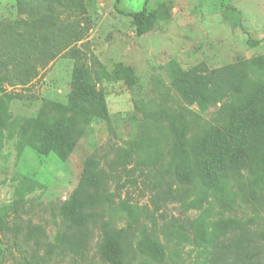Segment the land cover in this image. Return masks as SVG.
Masks as SVG:
<instances>
[{"label":"rangeland","instance_id":"obj_1","mask_svg":"<svg viewBox=\"0 0 264 264\" xmlns=\"http://www.w3.org/2000/svg\"><path fill=\"white\" fill-rule=\"evenodd\" d=\"M113 3L85 0L88 32L75 47L84 64L123 69L121 81L92 83L84 96L74 61L61 52L26 86L0 89V264H103L94 227L74 252L48 254L45 247L67 226L64 208L90 156L109 177L104 220L126 229L134 215L140 245L134 242L129 264H200L190 221L207 210L212 221L235 217L264 232L263 202L222 210L201 186L203 162L230 147L229 120L241 99L189 105L172 86L184 71L207 74L248 62L255 85L264 88V0H149L142 35L126 14L140 12L145 0H118L116 9ZM16 4L0 0V25L21 18ZM9 66L0 74L10 75ZM67 123L83 135L60 160L52 134ZM28 225L40 235L28 234Z\"/></svg>","mask_w":264,"mask_h":264},{"label":"trees","instance_id":"obj_2","mask_svg":"<svg viewBox=\"0 0 264 264\" xmlns=\"http://www.w3.org/2000/svg\"><path fill=\"white\" fill-rule=\"evenodd\" d=\"M148 2L145 0L140 12L126 14L134 20L137 35H142L148 25ZM117 4L118 0H114V9ZM16 10L21 18L0 25V67L8 70L10 62L12 72L0 74V89L4 83L26 86L38 66H46L61 52H66L74 61V77L81 82L84 96L91 95L92 83H117L126 74L123 69L108 72L81 61L83 53L75 45L83 41L88 32L85 0H17ZM32 56L34 59H30ZM251 68L252 63L240 62L207 74L184 71L176 75L172 83L180 98L189 105L217 104L228 96L241 99L234 118L229 120L233 123L230 147L225 153L204 161L200 169L204 180L202 188L212 194L213 200L221 202L222 210H234L239 203L252 209L254 203H264V88L255 85V70ZM82 135L77 123L57 128L52 134L55 155L66 160ZM108 178L93 156L86 158L78 184L64 208L67 226L55 244L45 245L48 254H53L54 250L74 252L84 247L94 227L103 240L101 262L129 264L134 242V247L140 245L134 215L129 214L130 224L126 229L117 227L110 219L104 220L101 209L111 203L107 193ZM20 205L21 202L16 203L13 209L17 228ZM155 226L152 225L153 231ZM190 226L194 244L202 250L200 264H264L263 231L250 229L235 217L229 222L220 218L212 221L209 210L191 219ZM27 232L39 236L41 230L28 225Z\"/></svg>","mask_w":264,"mask_h":264}]
</instances>
